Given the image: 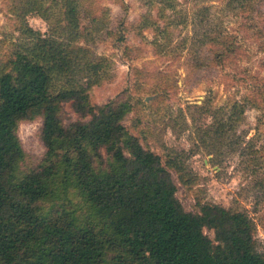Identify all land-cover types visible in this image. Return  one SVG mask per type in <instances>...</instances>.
<instances>
[{"label": "trees", "instance_id": "1", "mask_svg": "<svg viewBox=\"0 0 264 264\" xmlns=\"http://www.w3.org/2000/svg\"><path fill=\"white\" fill-rule=\"evenodd\" d=\"M42 1L28 0V12H41ZM257 1L228 0L226 7L252 29L261 15ZM61 2L55 7L68 24L66 38L44 37L19 13L26 41L0 62V264H264L245 213L210 203L185 210L171 170L186 169L163 162L129 133V94L92 102L104 65L76 45L78 8ZM231 37L205 34L201 47L221 62L239 45ZM250 102L231 103L227 122L242 117ZM65 105L76 120L67 118ZM36 120L44 153L33 162L18 129ZM222 123L220 116L217 131Z\"/></svg>", "mask_w": 264, "mask_h": 264}, {"label": "rangeland", "instance_id": "2", "mask_svg": "<svg viewBox=\"0 0 264 264\" xmlns=\"http://www.w3.org/2000/svg\"><path fill=\"white\" fill-rule=\"evenodd\" d=\"M72 1L78 8L76 45L105 70L102 82L90 89L92 102L129 94V133L163 162L173 159L186 169L171 170L185 210L210 203L245 213L255 226L257 251L264 254V0L256 2L261 15L252 29L227 10L228 0ZM167 1L174 11L165 7ZM56 4L61 0H44L41 12H28V0H0V62L26 41L19 13L22 23L44 37L54 32L59 41L66 38L68 24ZM225 31L239 45L219 62L201 44L205 34ZM247 100L243 116L227 122L230 104ZM64 108L67 118H78ZM220 116L224 123L217 131ZM40 128L36 120L18 129L33 162L44 153Z\"/></svg>", "mask_w": 264, "mask_h": 264}]
</instances>
